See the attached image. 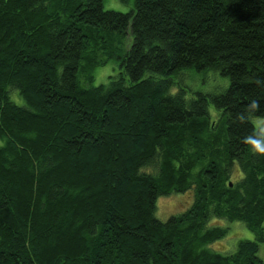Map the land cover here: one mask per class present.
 <instances>
[{"label": "trees", "instance_id": "1", "mask_svg": "<svg viewBox=\"0 0 264 264\" xmlns=\"http://www.w3.org/2000/svg\"><path fill=\"white\" fill-rule=\"evenodd\" d=\"M103 1L0 0V264H262L264 155L242 139L264 117V0ZM111 58L119 76L82 88ZM187 70L228 87L171 94ZM211 219L254 240L215 252Z\"/></svg>", "mask_w": 264, "mask_h": 264}, {"label": "rangeland", "instance_id": "2", "mask_svg": "<svg viewBox=\"0 0 264 264\" xmlns=\"http://www.w3.org/2000/svg\"><path fill=\"white\" fill-rule=\"evenodd\" d=\"M103 9L106 11L111 10L119 13H128L133 9V0H104ZM120 72L121 69L118 66V61L112 58L108 59L104 66L98 67L93 71L92 82H85L80 79L81 87L89 89L101 84H106L109 77H118ZM171 78L174 82V86L170 91L171 94H174L179 88H183L186 90L187 98L195 97L197 93L207 95L220 94L228 87V80L222 77L218 71L196 72L187 70L181 71L179 74L174 75ZM128 83L129 80L126 78V84ZM208 111L211 118L216 120L218 112L214 110L212 105H209ZM251 121L255 128H261V133L264 134V125L261 124V121H264V117L252 118ZM240 174L238 164L236 163L234 169L231 171L230 182H234L240 177ZM192 202V190L185 193H173L171 195L161 196L157 199L154 216L157 220L165 222L170 216L186 211L190 208ZM212 227L228 229L227 235L223 239L209 246L211 250L220 254L228 255L233 253L239 241L254 240V235L248 231L241 222L230 223L223 219H211L207 224V228ZM258 256L262 260V264H264V244L259 245Z\"/></svg>", "mask_w": 264, "mask_h": 264}, {"label": "clouds", "instance_id": "3", "mask_svg": "<svg viewBox=\"0 0 264 264\" xmlns=\"http://www.w3.org/2000/svg\"><path fill=\"white\" fill-rule=\"evenodd\" d=\"M252 105L254 109H257L259 107V102L253 100ZM261 124L264 125V121H261ZM242 143H244L253 153L264 155V134L261 133V128H258L252 134L243 137Z\"/></svg>", "mask_w": 264, "mask_h": 264}]
</instances>
